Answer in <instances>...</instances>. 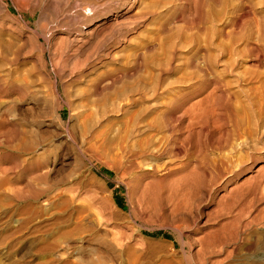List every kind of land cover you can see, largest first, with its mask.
<instances>
[{"label": "rangeland", "instance_id": "obj_1", "mask_svg": "<svg viewBox=\"0 0 264 264\" xmlns=\"http://www.w3.org/2000/svg\"><path fill=\"white\" fill-rule=\"evenodd\" d=\"M221 1L135 0L130 7L131 0H0V102L13 113L0 123L5 132L17 124L25 145L39 131L29 152L18 131L0 135V264H212L226 256L222 238L232 220L240 226L264 215V38L238 34L235 14ZM247 11L239 25L264 21V0H245ZM104 19L109 27L94 34ZM199 69L209 84L196 82ZM109 74L123 78L90 94L100 114L93 128L111 127L119 161L130 160L127 151H137L143 136L156 138L151 119L133 134L134 118L161 109L169 94L194 112L240 102L251 133L228 117L191 130L184 118L171 141L179 149L130 169L125 163V171L78 144L58 146L52 131L70 133L91 81ZM122 91L136 102H125ZM46 119L58 129L33 127ZM212 159L224 165L204 167ZM156 182L160 200L140 195ZM94 196L108 203L112 220L96 216ZM123 221L129 230L121 231ZM121 232L132 235L124 251L112 244Z\"/></svg>", "mask_w": 264, "mask_h": 264}, {"label": "bare ground", "instance_id": "obj_2", "mask_svg": "<svg viewBox=\"0 0 264 264\" xmlns=\"http://www.w3.org/2000/svg\"><path fill=\"white\" fill-rule=\"evenodd\" d=\"M134 2L135 0H131L129 6H133L132 4ZM221 4L223 9L228 8L229 11H231V14H235V18L232 20V27L234 26L235 28L241 26V30H239L238 34H241V36L247 34L248 38H264V21L253 20L247 21L243 26L239 25L244 19V17H248L250 13L247 11L245 14L244 12L245 0H222ZM108 27L109 23H107L106 19H104L96 24V28H94L92 32L97 35L100 32L106 30ZM253 29H255V31H253ZM222 33L224 34L223 36H228L226 34H230V32H221V35ZM196 72L202 75H199L196 78V82H202L203 85L209 84V80L211 79H209V76H207L206 74H203V69H199ZM122 78L123 74H109L97 77L95 78V80L91 81L89 89H87L83 95L84 104H82L81 106L82 111L77 112L76 116L71 115V118H75V120L71 124L70 133L66 130H61L57 132L52 131L53 133H55L54 136L57 137V141H59L58 143H60L58 146L70 143L78 144L84 154L99 155L100 160H102V165L109 167V169L111 170H121L123 167L122 170L125 171V163L126 167L130 169L133 165H135V162L139 164L140 162H146L147 160H149V158L155 159L159 157L163 152L167 151L173 145L171 144V141L173 134L177 131L176 127L184 118H186L185 120H187L186 129L191 130L195 126L200 127L201 121H203V126L207 128L210 124L215 122V119L221 117H228L233 122L234 128L236 127L237 131H241L243 135H249L251 133L252 124H250L248 115L245 110L241 107L240 102L225 103L222 107V110L220 109L221 104L218 105L219 107H217V104L213 102L212 104L206 105L204 108L198 110L197 112H194L192 110H182L184 106L180 103V95L173 96L169 94L166 96L165 101L163 103V107L161 109H156L157 111L151 112L150 114L147 112L143 117L138 118L137 116L134 118L133 134H142L143 131H141V129L139 128L140 125L142 123H147L151 119L148 127L153 129L157 133L155 135L156 138H153L151 134L143 136V139L137 142V151H127L125 160L127 161L129 158L130 160L128 162L119 161L117 160V155L113 153V148L111 147V145L114 143L113 137H116L113 132L110 133L112 131L111 127L107 126L106 130H98L96 128H93L98 124L100 125V121L98 120V115L100 114L96 113L95 111L93 112V101L91 100L90 94L93 93V96L98 95L102 90V85L100 86V84L103 81L106 80V88H109V85L119 83ZM216 83V81H212V85L216 86ZM133 91L131 92L132 94ZM121 95L124 96L125 102L128 101L130 104H134L136 102V99H132V96L130 98L129 94H126V91H122ZM27 99L28 98H26L25 96L23 98V102L27 101L29 105L36 103V101L33 99ZM126 106L127 104L125 106L122 105V108H119L118 110H122ZM75 107L72 106V111L77 108ZM6 109L7 103L0 102V122L3 121V118L6 115L10 117L13 116V113H11L10 111L7 112ZM118 110H115V112ZM152 114H155V117H151L148 119V117ZM34 123L35 125H33V127L35 128L37 126V128L43 126L45 128L53 127L55 128L54 130L58 129V127L54 126L53 122L49 119L40 120V122L37 120L34 121ZM11 126L14 128L7 127V131L5 132V128L2 126V123H0V135L2 133H5L10 136L18 131V133H16V136L18 137L17 139L21 142L22 151H31L32 145L34 146V139L36 137L39 138V131L37 129L36 131L33 130L30 133L31 143L29 145H25L27 143H24L22 141L21 131L16 128L19 126L15 123H12ZM161 132H167V134L158 137V134ZM99 138H101L102 143L99 147H97L96 145L99 141ZM37 146L38 149L44 150L43 146H41L40 144H37ZM172 147L179 149L175 146ZM55 148L58 147L56 146ZM185 152H187L186 149ZM45 161H47V158H45V160L41 159V165H43ZM31 164H34V166L38 165V161L33 160L31 161ZM52 165L53 163L50 166ZM223 165L224 163L221 160L218 161L212 159L209 162L205 161L204 167L209 166V168L215 169L217 166ZM201 167L199 166L198 169H201ZM151 171L155 172V169L152 167ZM257 171L258 170H256V173ZM250 177H252V175ZM41 179L48 181L47 177H42ZM159 185L160 184L158 182L151 185H146L141 189L140 195L151 196L154 199L160 200L161 196ZM40 194L41 192L35 193L36 196H40ZM91 201V207L97 211L96 216H104L107 220H112L111 213L105 212L108 204L106 201H103L97 196L91 198ZM237 221H239V219L237 218L232 220L228 232L222 238V248L225 249L224 252L226 256L221 262L216 261L212 264H264V215L257 216L255 217V219H252L250 221H246L243 225L240 226ZM127 224V221H123L120 224V227L123 228L121 229V231H124V229H130V226ZM225 226L226 225L222 227ZM240 228H242L241 232L239 231ZM131 237V234L121 232L118 237H114L112 239V244L115 246V249L124 251L127 248L126 244L123 243L124 241H126L124 239L128 238L130 240ZM66 250L67 249H64V251L61 253V256L67 254ZM86 250L90 252L93 250V248H87ZM76 253L78 254V251H76ZM203 262L204 261H202L201 259L198 263L204 264Z\"/></svg>", "mask_w": 264, "mask_h": 264}]
</instances>
